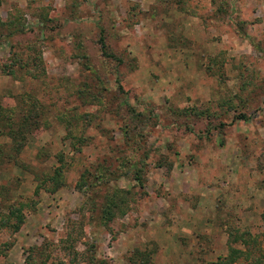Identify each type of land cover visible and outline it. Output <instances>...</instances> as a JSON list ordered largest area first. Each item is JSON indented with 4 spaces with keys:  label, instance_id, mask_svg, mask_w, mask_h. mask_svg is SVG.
<instances>
[{
    "label": "rangeland",
    "instance_id": "1",
    "mask_svg": "<svg viewBox=\"0 0 264 264\" xmlns=\"http://www.w3.org/2000/svg\"><path fill=\"white\" fill-rule=\"evenodd\" d=\"M0 264H264V0H0Z\"/></svg>",
    "mask_w": 264,
    "mask_h": 264
},
{
    "label": "trees",
    "instance_id": "2",
    "mask_svg": "<svg viewBox=\"0 0 264 264\" xmlns=\"http://www.w3.org/2000/svg\"><path fill=\"white\" fill-rule=\"evenodd\" d=\"M27 119L26 117L22 118V120L19 123V128L17 129V131H15V129L13 130L12 127H9L6 131V133L9 134L11 140L14 141L13 143L15 144L16 148L21 147V145L23 144V140L25 139L27 128H29V123L26 122ZM16 132H17V136L15 135Z\"/></svg>",
    "mask_w": 264,
    "mask_h": 264
}]
</instances>
